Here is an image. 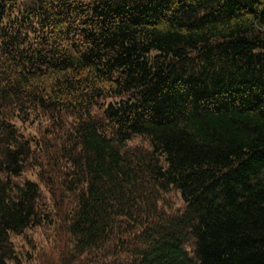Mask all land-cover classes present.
Returning <instances> with one entry per match:
<instances>
[{"label": "trees", "instance_id": "trees-1", "mask_svg": "<svg viewBox=\"0 0 264 264\" xmlns=\"http://www.w3.org/2000/svg\"><path fill=\"white\" fill-rule=\"evenodd\" d=\"M0 264H264V0H0Z\"/></svg>", "mask_w": 264, "mask_h": 264}, {"label": "rangeland", "instance_id": "rangeland-1", "mask_svg": "<svg viewBox=\"0 0 264 264\" xmlns=\"http://www.w3.org/2000/svg\"><path fill=\"white\" fill-rule=\"evenodd\" d=\"M37 234V236H39V234L38 233H36ZM37 236L35 235V234H29V237L31 238V240L32 241H34V242H36L37 244L39 243V244H42L41 243V241H40V239L42 238H37ZM24 239H26L25 237H24ZM24 239L22 238V237H19V238H15V240H14V242L17 244L18 242L22 245L23 243H24ZM38 244V245H39Z\"/></svg>", "mask_w": 264, "mask_h": 264}]
</instances>
